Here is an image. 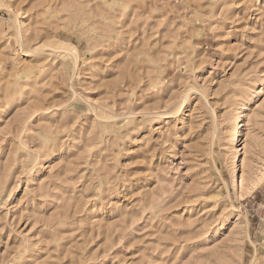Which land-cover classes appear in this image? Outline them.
Returning <instances> with one entry per match:
<instances>
[{
  "label": "rangeland",
  "instance_id": "374dc122",
  "mask_svg": "<svg viewBox=\"0 0 264 264\" xmlns=\"http://www.w3.org/2000/svg\"><path fill=\"white\" fill-rule=\"evenodd\" d=\"M0 264H264V0H0Z\"/></svg>",
  "mask_w": 264,
  "mask_h": 264
}]
</instances>
